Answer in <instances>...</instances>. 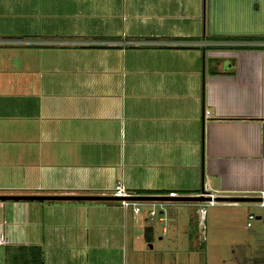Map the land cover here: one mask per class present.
<instances>
[{
    "label": "crops",
    "instance_id": "obj_1",
    "mask_svg": "<svg viewBox=\"0 0 264 264\" xmlns=\"http://www.w3.org/2000/svg\"><path fill=\"white\" fill-rule=\"evenodd\" d=\"M233 36L264 37V0H0V40L23 42L0 45V194L263 189L244 140L264 127V40ZM125 211L0 200V264L29 245L41 264H123Z\"/></svg>",
    "mask_w": 264,
    "mask_h": 264
},
{
    "label": "rangeland",
    "instance_id": "obj_2",
    "mask_svg": "<svg viewBox=\"0 0 264 264\" xmlns=\"http://www.w3.org/2000/svg\"><path fill=\"white\" fill-rule=\"evenodd\" d=\"M244 140L251 150L264 153V127L249 131ZM231 149V148H229ZM264 157V154L262 155ZM201 167V164L199 165ZM229 179V178H228ZM212 187L225 183L219 177H210ZM235 179L225 180L232 184ZM199 188V181L196 187ZM111 190L109 195H113ZM107 195V194H106ZM138 195V194H137ZM199 195V194H197ZM214 196H233L214 194ZM213 196V197H214ZM236 196V195H235ZM247 196L264 198V188ZM202 194L199 202H207ZM189 202L173 204L164 209L165 220L157 222L156 216L143 219V213H132L126 209V243L122 248L123 264H264V205L257 201L220 202L206 204L201 222L198 213ZM146 206L142 207V210ZM251 213L253 219L246 227L245 217ZM135 215L136 222H132ZM259 216L260 218H255ZM151 225L149 242L142 237V225ZM166 228L161 233V227ZM121 262L119 261V264Z\"/></svg>",
    "mask_w": 264,
    "mask_h": 264
},
{
    "label": "water",
    "instance_id": "obj_3",
    "mask_svg": "<svg viewBox=\"0 0 264 264\" xmlns=\"http://www.w3.org/2000/svg\"><path fill=\"white\" fill-rule=\"evenodd\" d=\"M122 199L114 195L103 194H0V200H50V201H117ZM126 199L131 200H167V201H199L202 194L199 195H130ZM260 197L246 195L234 196H214L213 201L221 202H247L258 201ZM264 201V198H262Z\"/></svg>",
    "mask_w": 264,
    "mask_h": 264
},
{
    "label": "built area",
    "instance_id": "obj_4",
    "mask_svg": "<svg viewBox=\"0 0 264 264\" xmlns=\"http://www.w3.org/2000/svg\"><path fill=\"white\" fill-rule=\"evenodd\" d=\"M23 43L22 40H16V39H2L0 40L1 44H20ZM71 43L68 40H60L57 42V44H68ZM111 190L114 191V196L121 197L122 199H119L115 201L124 211L127 209V207H130L132 210V213L138 214L140 212L143 213V219L151 218L153 216H156L157 222H162L164 220V209L166 205L169 203L167 200H131L126 199L127 196L130 195H137L127 192L120 184L119 181H116L113 186L111 187ZM208 196L207 202L199 203L197 204V213H198V221L201 222L203 214H204V206L206 204H212V195L205 194ZM261 198V197H260ZM257 205L259 207L264 205V201L262 198L257 201ZM146 206V209L142 210V207ZM253 219V216L251 213H247L245 217V226H249V221ZM7 241L0 236V244H4Z\"/></svg>",
    "mask_w": 264,
    "mask_h": 264
},
{
    "label": "trees",
    "instance_id": "obj_5",
    "mask_svg": "<svg viewBox=\"0 0 264 264\" xmlns=\"http://www.w3.org/2000/svg\"><path fill=\"white\" fill-rule=\"evenodd\" d=\"M229 40H264V37L259 36H233L225 38ZM142 195H160L168 194L167 191L160 190H145L141 192ZM142 237L146 242H149L151 239V227L150 225H145L142 230ZM11 259L13 263L19 264H41L42 255L41 249L39 246L29 245V246H17L13 249Z\"/></svg>",
    "mask_w": 264,
    "mask_h": 264
}]
</instances>
